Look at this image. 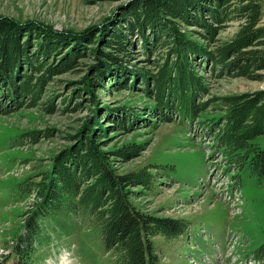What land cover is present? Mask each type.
Returning a JSON list of instances; mask_svg holds the SVG:
<instances>
[{"label":"trees","instance_id":"16d2710c","mask_svg":"<svg viewBox=\"0 0 264 264\" xmlns=\"http://www.w3.org/2000/svg\"><path fill=\"white\" fill-rule=\"evenodd\" d=\"M261 16L259 0H132L117 22L75 33L0 15V114L38 105L55 112L54 96L41 101L47 86L56 75L78 70L85 57L95 63L83 76L84 88L89 90L92 80L97 87L109 80L118 89L134 87L153 103L140 109H101L90 97L94 113L73 135L75 143L53 157L38 181L19 184L33 200L21 214L11 245L17 264H26L36 248L42 219L51 214L81 219L98 230L103 247L119 264H157L152 237H171L188 229L189 221L183 217L152 214L134 205L131 197L152 189L158 178L151 166L117 172L114 161H128L143 146L102 149L98 141L106 134L98 109L113 123L111 128L128 131L153 119L199 120L202 112L213 108L217 115L199 124L212 138L227 172L233 170L236 187L240 189L235 173L239 170L264 177V146L255 142L264 135V88L207 97L204 74L264 81ZM231 22H237L235 33L227 40L217 38ZM94 42L101 48L91 47ZM137 56L145 57L149 67H138ZM74 92L81 96L79 89ZM79 105L76 101L75 107ZM22 136L36 142L52 136V131L33 130ZM253 256L264 262V242Z\"/></svg>","mask_w":264,"mask_h":264},{"label":"rangeland","instance_id":"374dc122","mask_svg":"<svg viewBox=\"0 0 264 264\" xmlns=\"http://www.w3.org/2000/svg\"><path fill=\"white\" fill-rule=\"evenodd\" d=\"M131 1L0 0V15L78 33L117 22ZM259 2L260 24L264 26V0ZM236 30L237 22H231L217 38L227 40ZM96 46L101 48L98 42L91 45ZM94 63L91 57L82 58L78 70L56 75L49 83L41 101L54 96L55 112L48 113L38 105L0 114V264L19 262L11 245L24 217L21 214L33 200V194H23L19 184L38 181L49 170L53 157L75 143L73 135L94 113L90 97L101 109H107L105 106L140 109L153 104L134 87L118 89L109 80H104L101 87L92 80L90 91L84 88L80 83ZM134 63L149 67L143 56H137ZM204 74L207 97L264 88V81ZM76 89L80 90V97H75L79 92H74ZM76 101L81 105L75 107ZM96 114L106 134L98 141L103 144L102 149L109 151L131 143L143 146L128 161H114L117 172L151 166L158 178L152 189L131 197L134 205L152 214L189 221L188 229L178 235L152 237L158 253L157 264H264L252 253L264 242V177L239 170L235 173L240 178V189L234 191L233 170L227 172L223 157L213 149L212 138L199 124V120L217 115L213 108L202 112L199 120L179 116L170 122L153 119L147 126L134 125L128 131L111 128L113 123L103 117L100 109ZM33 130H51L52 136L36 142L23 138L22 133ZM255 142L264 146V135ZM41 226L36 248L26 264H119L103 247L98 230L81 219L51 214L42 219Z\"/></svg>","mask_w":264,"mask_h":264},{"label":"bare ground","instance_id":"6f19581e","mask_svg":"<svg viewBox=\"0 0 264 264\" xmlns=\"http://www.w3.org/2000/svg\"><path fill=\"white\" fill-rule=\"evenodd\" d=\"M234 191H236V190H234Z\"/></svg>","mask_w":264,"mask_h":264}]
</instances>
